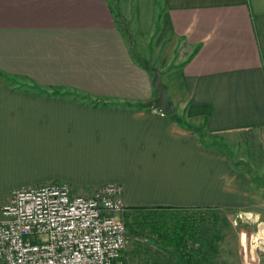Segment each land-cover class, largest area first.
Returning a JSON list of instances; mask_svg holds the SVG:
<instances>
[{
  "label": "crops",
  "instance_id": "0c3cea01",
  "mask_svg": "<svg viewBox=\"0 0 264 264\" xmlns=\"http://www.w3.org/2000/svg\"><path fill=\"white\" fill-rule=\"evenodd\" d=\"M154 70L169 116L140 106ZM245 139L264 149V0H0V207L21 188L114 183L127 208L193 223L251 211ZM204 245L185 253L204 264Z\"/></svg>",
  "mask_w": 264,
  "mask_h": 264
},
{
  "label": "built area",
  "instance_id": "2783aa9c",
  "mask_svg": "<svg viewBox=\"0 0 264 264\" xmlns=\"http://www.w3.org/2000/svg\"><path fill=\"white\" fill-rule=\"evenodd\" d=\"M122 187L75 194L64 183L11 192L0 207V264H121Z\"/></svg>",
  "mask_w": 264,
  "mask_h": 264
},
{
  "label": "rangeland",
  "instance_id": "374dc122",
  "mask_svg": "<svg viewBox=\"0 0 264 264\" xmlns=\"http://www.w3.org/2000/svg\"><path fill=\"white\" fill-rule=\"evenodd\" d=\"M245 140L249 141L247 144L249 160H246L247 163L240 162V165L244 167L252 183L253 209L251 211L207 212L204 213L206 217L202 222L191 223L196 226L194 235L205 238L206 245H209V250H205L204 264H264V249L260 245L264 244V229L261 228L264 225V149L255 143L251 145L250 139ZM225 146L224 149L230 152L227 145ZM150 214L153 219L156 212L150 211ZM182 223L177 222L174 228ZM136 230L130 231L127 228L126 248L122 261H120L122 264H175L171 257L166 255V248H160V245L167 247V244L150 233L148 229ZM176 230L179 231L177 228ZM150 240L156 242L155 247ZM214 240L215 246L211 245ZM147 248L157 251L159 255L162 253L163 256H156L154 259H139L140 254L138 253L144 249L148 250ZM192 264L197 263L192 261Z\"/></svg>",
  "mask_w": 264,
  "mask_h": 264
},
{
  "label": "trees",
  "instance_id": "16d2710c",
  "mask_svg": "<svg viewBox=\"0 0 264 264\" xmlns=\"http://www.w3.org/2000/svg\"><path fill=\"white\" fill-rule=\"evenodd\" d=\"M150 211L156 212L153 219L150 216ZM121 218L124 222L126 230L127 228L130 231H137L136 229L139 228L148 229L150 233L167 244V247L160 245V248H166V250L169 247L175 248L179 254L178 261L180 264H192V261L186 255L187 253H185L188 251V242L196 236L194 235L196 232V226L191 224L193 221L191 217H179L175 215L174 212L168 211L164 208L125 207V211L121 215ZM175 219L178 220L175 221ZM179 219H181V221ZM177 222H183L179 227H176L179 231L174 228ZM177 232H179V234H177ZM211 245L215 246V240L211 243ZM205 247V250L207 249L208 251L209 245L207 244Z\"/></svg>",
  "mask_w": 264,
  "mask_h": 264
},
{
  "label": "water",
  "instance_id": "95a60500",
  "mask_svg": "<svg viewBox=\"0 0 264 264\" xmlns=\"http://www.w3.org/2000/svg\"><path fill=\"white\" fill-rule=\"evenodd\" d=\"M160 78V72L158 70H154L152 87L157 92V97L141 104L140 106L143 108H152L165 116H169L173 113V105L167 98L166 87L161 83Z\"/></svg>",
  "mask_w": 264,
  "mask_h": 264
},
{
  "label": "bare ground",
  "instance_id": "6f19581e",
  "mask_svg": "<svg viewBox=\"0 0 264 264\" xmlns=\"http://www.w3.org/2000/svg\"><path fill=\"white\" fill-rule=\"evenodd\" d=\"M262 229H264V225L261 226ZM262 246V248L264 249V244H260Z\"/></svg>",
  "mask_w": 264,
  "mask_h": 264
}]
</instances>
